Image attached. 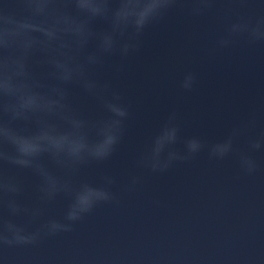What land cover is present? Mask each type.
<instances>
[{"label":"clouds","instance_id":"obj_1","mask_svg":"<svg viewBox=\"0 0 264 264\" xmlns=\"http://www.w3.org/2000/svg\"><path fill=\"white\" fill-rule=\"evenodd\" d=\"M217 2L0 0V253L38 247L46 239L72 233L98 206L119 204L113 190L116 177L105 174L99 184L77 179L82 169L115 155L130 117L123 95L104 73L121 74L124 61L140 51L145 31L169 13H186L196 20L212 14ZM97 21L105 27L97 29ZM239 42L264 45V14L239 15L217 37L208 55ZM111 57H119L120 62L109 64ZM197 82V74L187 71L179 87L192 92ZM73 87L94 101L103 115H86ZM257 123L253 111L224 139L209 143L195 136L183 138L173 111L139 154L135 167L165 174L206 152L215 161L234 156L239 170L253 176L261 169L254 154L264 153V129L252 134ZM241 139L246 141L244 150L237 147ZM25 174L35 179L33 203L24 199ZM140 184L141 176L132 175L122 190L133 192ZM60 197L68 200L63 216H48V207ZM58 264L110 261L69 256Z\"/></svg>","mask_w":264,"mask_h":264},{"label":"water","instance_id":"obj_2","mask_svg":"<svg viewBox=\"0 0 264 264\" xmlns=\"http://www.w3.org/2000/svg\"><path fill=\"white\" fill-rule=\"evenodd\" d=\"M261 14L264 0H218L206 17L194 20L173 11L148 28L140 51L124 61L125 70L104 73L129 106L122 142L109 161L89 165L77 178L99 184L105 174L116 177L119 204L98 206L72 233L38 247L6 249L0 264H58L69 256L110 264H264V153L254 154L261 169L253 176L239 170L234 156L215 161L206 152L165 174L135 167L173 111L183 138L220 141L253 111L258 123L252 134L264 129V45L239 42L213 56L207 52L239 15ZM95 27L105 25L97 21ZM187 71L198 77L192 92L179 87ZM72 93L86 115H103L78 88ZM237 147L244 150L246 141ZM132 175L141 176V184L125 192L122 186ZM23 178L24 199L33 203L35 179ZM67 203L58 198L47 215L61 218Z\"/></svg>","mask_w":264,"mask_h":264}]
</instances>
